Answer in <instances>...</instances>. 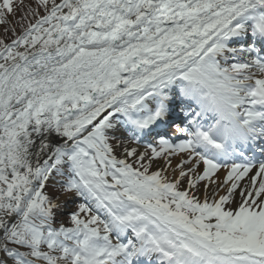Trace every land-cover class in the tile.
I'll return each instance as SVG.
<instances>
[{
    "label": "snow or ice",
    "instance_id": "obj_1",
    "mask_svg": "<svg viewBox=\"0 0 264 264\" xmlns=\"http://www.w3.org/2000/svg\"><path fill=\"white\" fill-rule=\"evenodd\" d=\"M0 264H264V0H0Z\"/></svg>",
    "mask_w": 264,
    "mask_h": 264
}]
</instances>
